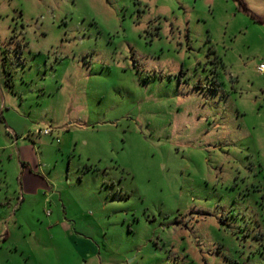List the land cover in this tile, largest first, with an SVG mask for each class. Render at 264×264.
Returning a JSON list of instances; mask_svg holds the SVG:
<instances>
[{
  "label": "rangeland",
  "instance_id": "374dc122",
  "mask_svg": "<svg viewBox=\"0 0 264 264\" xmlns=\"http://www.w3.org/2000/svg\"><path fill=\"white\" fill-rule=\"evenodd\" d=\"M263 61L237 0H0V264H264ZM22 144L73 229L15 224Z\"/></svg>",
  "mask_w": 264,
  "mask_h": 264
},
{
  "label": "crops",
  "instance_id": "0c3cea01",
  "mask_svg": "<svg viewBox=\"0 0 264 264\" xmlns=\"http://www.w3.org/2000/svg\"><path fill=\"white\" fill-rule=\"evenodd\" d=\"M43 137V136H38ZM51 137V136H46ZM53 138V137H52ZM20 141V142H19ZM16 142H19L20 144L25 142L22 141V139H16L14 142L12 141V144L9 145V147H12L14 144L17 145ZM19 144V145H20ZM59 144V143H58ZM31 146L26 144L23 146V144L20 147V161L22 166V172L20 177V193L17 196L16 206H17V216L14 218L15 224L18 228H24L25 221L28 217L32 218L34 221L44 220V218L47 220L49 224V228L52 226H66L71 225L73 229V224H70L68 221V215H65V217L62 215V213H58L54 216V213H52L50 210L45 211L49 206L54 203L56 204V209L60 207L59 203L60 199L62 198L63 194L66 192V189L64 190V184L61 183L60 177L58 174H55L52 172L51 168H48V171L43 172L44 165L42 162V159L37 156V160L34 161L35 157H31L28 153L29 158L25 157L23 155V150H30ZM62 200V199H61ZM59 201V202H58ZM0 204L2 203L0 199ZM6 204H9L6 202ZM64 206V205H63ZM26 207H31L32 209H27ZM44 207V218L41 215L37 214V208ZM27 209V211H26ZM65 212H66V208ZM16 214V212H15ZM67 214V212H66ZM12 218V216L10 217ZM49 221H51L49 223ZM51 225V226H50ZM11 238V233H7L6 236L3 238L4 241ZM27 258H31L29 255H27Z\"/></svg>",
  "mask_w": 264,
  "mask_h": 264
},
{
  "label": "trees",
  "instance_id": "16d2710c",
  "mask_svg": "<svg viewBox=\"0 0 264 264\" xmlns=\"http://www.w3.org/2000/svg\"><path fill=\"white\" fill-rule=\"evenodd\" d=\"M239 1V9L242 12H245L246 14L250 15L255 22H258L259 24H264V17H260L254 13L251 12V10L249 9L248 4L245 2V0H237ZM8 81H10V79H8Z\"/></svg>",
  "mask_w": 264,
  "mask_h": 264
},
{
  "label": "built area",
  "instance_id": "2783aa9c",
  "mask_svg": "<svg viewBox=\"0 0 264 264\" xmlns=\"http://www.w3.org/2000/svg\"><path fill=\"white\" fill-rule=\"evenodd\" d=\"M257 71L260 74H264V61L261 62L258 66H257ZM35 136H52L53 135V131L50 129H44V130H38L36 132H34ZM57 143H60V140H57Z\"/></svg>",
  "mask_w": 264,
  "mask_h": 264
}]
</instances>
